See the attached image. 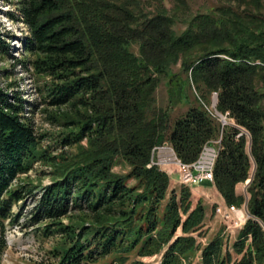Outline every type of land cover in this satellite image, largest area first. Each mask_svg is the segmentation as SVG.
Here are the masks:
<instances>
[{"label": "trees", "instance_id": "obj_1", "mask_svg": "<svg viewBox=\"0 0 264 264\" xmlns=\"http://www.w3.org/2000/svg\"><path fill=\"white\" fill-rule=\"evenodd\" d=\"M146 1L152 2L21 0L20 19L29 32L21 59L5 42L10 35L0 32V52L39 79L44 112L62 129L39 133L28 116L38 104L19 88L9 93L16 82L0 88V264L7 227L19 224L29 198L28 225L53 239L48 264H97L109 256L127 264L131 254H162L159 264H193L199 247L193 234L201 233L206 207L202 201L194 206L185 185L171 190L168 173L149 164L165 143L183 164H192L220 138L215 187L227 205L244 202L235 187L256 166L250 218L233 252L217 237L204 247L202 264H264L262 4L247 0L244 11L217 8L177 33V13L159 7L150 15L142 10ZM135 43L140 55L131 50ZM179 62L183 76L171 84L168 106L158 107L160 78ZM213 92L217 111L234 125L208 110ZM180 104L189 107L173 119ZM120 157L131 168L126 174L114 171ZM46 176L50 184H35Z\"/></svg>", "mask_w": 264, "mask_h": 264}, {"label": "rangeland", "instance_id": "obj_2", "mask_svg": "<svg viewBox=\"0 0 264 264\" xmlns=\"http://www.w3.org/2000/svg\"><path fill=\"white\" fill-rule=\"evenodd\" d=\"M21 0H0V32L3 36L10 35L11 39L5 37V42H8L11 46V54L18 59L23 57V46L22 39L26 38L29 35L28 28L24 22L20 19L21 12L19 7V2ZM247 0H243V3H240L239 0H183V4H179V0H162L157 3L155 0L152 2H147L142 5V10L147 12L150 15H154L158 12L159 7H165L169 10L170 14L173 15L177 13L176 21L174 22L173 28L177 33H182L186 30L189 20L200 14H208L214 11L217 8H234L239 11H244L246 7ZM249 1V0H248ZM262 4L260 12L264 14V0H255ZM239 3L241 7L239 8ZM260 4V5H261ZM255 9L256 6L254 5ZM254 9V10H255ZM9 14H14L15 17L10 16ZM131 50L136 54L140 55V46L135 43L132 45ZM7 71L9 76L6 75ZM176 75L183 76L181 73L180 62L178 65L172 68V72L167 76H161L160 84L158 85L155 93L156 104L158 107L166 108L169 104V88L176 78ZM189 76H191L189 74ZM191 78V77H190ZM16 82L15 87H11L9 93L18 90H21L23 97L30 101L33 104H38L37 106H32L33 113H28V116H31L33 119L37 131L39 133H50V134H59L62 129L50 123L47 114L44 112V105H41L42 99L39 91V85L41 84L39 79L30 73H27L21 66H13V61L11 57H6L0 52V88L6 90L9 88V84ZM14 90V91H13ZM8 91V90H7ZM194 92L196 90L194 89ZM216 92L212 93L211 104L207 107L208 110L217 117L220 122L224 125L231 124L234 125L235 122L222 113H219L216 109L218 98ZM32 104V105H33ZM189 105L180 104L172 112V118L185 113ZM243 132L250 137V135L243 130ZM86 143V141H85ZM221 138L212 142L207 143L198 159L187 165L195 164L203 154L206 147H211L220 152L221 149ZM46 144V143H45ZM250 148V144L248 146ZM175 151L169 143H165L163 146L156 147L154 149V156L150 164L159 166L163 171L167 172L171 180V190H176L179 192L181 187L184 186L182 182L184 181V171L181 169L177 163L180 160H176V163L170 162V164H164L162 161H174L175 160ZM177 156V155H176ZM219 156V155H218ZM218 159V158H217ZM181 161V160H180ZM149 164V165H150ZM159 164V165H158ZM152 165V166H153ZM151 166V167H152ZM130 166L123 158H118L114 166V171L119 174H126L130 171ZM37 170L50 171L47 167L39 166ZM215 170V169H214ZM256 166H254L251 177L245 182L238 183L235 187V192L238 196L244 198V202L240 206H235L239 212V217L234 214H226L228 216L216 214V207L219 204H223L224 200L221 194L216 190H208L207 193L198 192L197 186H187L191 189L192 192V201L194 206L199 201H202L206 207V219L204 225L200 230L201 233H194L193 236L197 240L198 250L195 257L191 260L193 264H202V257L200 249L202 246L208 245L211 240L220 237L224 240V246L226 249H229L230 252H233V244L236 241V238L239 232L242 230L248 219L250 218V213L248 210V202L250 200V193L248 191L250 184L254 179V173ZM33 178H36V172H31ZM51 178L46 176L43 178L42 182L38 179H35V184H50ZM200 186V185H199ZM201 187L208 189V184H202ZM206 187V188H205ZM215 187V186H214ZM34 200L29 198L28 207L24 210V215L20 219L19 224L8 225L7 231L5 233V239L7 242V249L2 254V264H43L52 260L48 255L50 248L53 246V239L47 240L44 238L38 231L36 227L28 225V215L30 210L33 208ZM17 210V209H16ZM244 214V216H243ZM68 222L65 220V223ZM178 235H181V229L178 231ZM131 260L127 263L130 264L134 260H140L143 264H159L162 260L161 255H155L153 257H144L139 258L135 254H131ZM190 262L183 259V264H189ZM97 264H116L113 262V257L109 256L101 260Z\"/></svg>", "mask_w": 264, "mask_h": 264}, {"label": "built area", "instance_id": "obj_3", "mask_svg": "<svg viewBox=\"0 0 264 264\" xmlns=\"http://www.w3.org/2000/svg\"><path fill=\"white\" fill-rule=\"evenodd\" d=\"M217 95V94H215ZM219 155V151L213 149L211 147H206L200 159L193 165L183 164L180 160H178L175 155L174 161H162L164 164H170V162L176 163L178 160V164L181 169L184 171V181L182 182L184 185L193 187L198 186L204 181H210L212 183L215 182L214 169L216 166L217 158ZM152 163L149 165L151 167ZM159 165V164H158ZM234 213L239 217V212L237 211L235 206H228L226 204H219L216 208V214L228 216L226 214ZM244 216V214H243ZM245 217V216H244Z\"/></svg>", "mask_w": 264, "mask_h": 264}, {"label": "crops", "instance_id": "obj_4", "mask_svg": "<svg viewBox=\"0 0 264 264\" xmlns=\"http://www.w3.org/2000/svg\"><path fill=\"white\" fill-rule=\"evenodd\" d=\"M204 183H205V184H208V187H207L208 189H204L203 187H201V185H202V184H201V185L198 186L197 189H196L198 192H200V193H207L208 190L216 189V187H214L213 184H212L211 182L206 181V182H204ZM204 183H203V184H204ZM205 188H206V187H205ZM216 190H217V189H216ZM217 191H218V190H217Z\"/></svg>", "mask_w": 264, "mask_h": 264}]
</instances>
